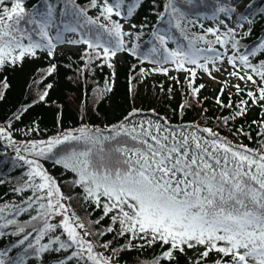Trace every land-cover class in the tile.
<instances>
[{"label": "snow or ice", "instance_id": "1", "mask_svg": "<svg viewBox=\"0 0 264 264\" xmlns=\"http://www.w3.org/2000/svg\"><path fill=\"white\" fill-rule=\"evenodd\" d=\"M25 3L0 0V71L15 67L26 57L36 58L38 52L54 57L62 44L84 45L83 56L89 62L102 59L110 68L118 53L127 52L142 62L159 65L153 71L165 75L172 70L183 72L192 97L199 102L205 85H196L197 70L217 80L214 73L221 68L215 65L227 63L232 69H225L227 75L241 83L230 85L238 104L231 95L222 99L223 86L215 97L219 108L233 110L219 118L221 126L247 117L256 108L259 119H253L249 127L258 125L259 135L264 137V38L248 46L241 44L252 34L255 15L264 17V8L258 13L253 10L255 0H166L162 11L156 12L157 22L163 26L153 29L148 42L151 46L144 52L132 42L140 39L147 25L130 22L144 0H88L86 6L76 0H39L31 9H25ZM90 8L97 9L98 15H89ZM200 9L211 10V15ZM221 14L226 19H220ZM201 15L218 20V24L205 29L199 23ZM233 16L236 27H228L226 20ZM120 20L128 23L127 30ZM245 23L247 31L237 33ZM197 26L203 34L191 31ZM66 33L74 38H66ZM208 34L214 40L206 39ZM170 42L175 47L170 48ZM201 42L208 47H201ZM216 44L224 51L216 49ZM257 57L262 58L253 63ZM167 64L172 68L164 66ZM55 70L52 64L47 74ZM170 78L181 83L176 76ZM220 83L229 86L225 80ZM8 87L7 80L0 79V99ZM47 94L44 91L40 100ZM139 111L133 109L111 127L84 126L31 143L25 149L34 157L48 158L64 145L55 154L54 163L75 174L73 184L81 187L85 199L101 211L91 223L99 225L107 217L110 225L106 230L89 231L79 216L69 214L62 201L70 198L64 197L55 178L37 158L29 159L16 149L17 159L29 168L30 179L14 191L32 190L33 195L23 206L0 207V238L19 237L0 248V264H113L112 255L105 256L96 249L111 248L115 254L153 246L161 252L150 264H264V143L258 149L249 148L212 127H173L167 118H161L163 122L134 121ZM231 135L252 138L243 125ZM0 138L13 142L5 128H0ZM80 141V147L72 143ZM9 207L15 209L10 213L13 217L30 211L36 214L25 225L3 215ZM56 216L61 219L50 222ZM9 226L13 230L4 231ZM108 234H113V239L126 238L128 243L118 248L112 247L111 240L100 244L86 239ZM13 249L19 251L10 255Z\"/></svg>", "mask_w": 264, "mask_h": 264}, {"label": "trees", "instance_id": "2", "mask_svg": "<svg viewBox=\"0 0 264 264\" xmlns=\"http://www.w3.org/2000/svg\"><path fill=\"white\" fill-rule=\"evenodd\" d=\"M7 2L8 0H6ZM38 2L39 0H26L24 7L31 9ZM76 3L86 6L88 0H76ZM164 3L166 0H155V3L153 0H144V3L131 18V23L147 25L142 29L140 39L132 42L133 46L140 45V52L146 51L151 46L148 42L153 29L163 26L158 24L156 12L162 11ZM260 8H264V0H255L253 10L258 13ZM200 11L211 15L209 9H200ZM89 15L94 17L98 15L97 9L90 8ZM113 19L119 18L113 17ZM220 19L226 18L221 14ZM254 20L252 34L241 40L242 45L248 46L253 40L264 38V17L257 14ZM120 22L125 25L124 20H120ZM199 23H202L206 29L215 27L218 20L207 19L201 15ZM226 23L230 27H236V17L233 16L231 20H226ZM247 29L246 27L244 29L237 28V33L246 32ZM220 30L224 32L225 28L220 26ZM191 31L203 34V29H200L199 26L192 28ZM52 34L55 35L54 30ZM69 34L72 35L71 38H74L71 33H66L65 37L68 38ZM34 38L38 39V37ZM237 38L239 39V36ZM206 39L214 40V37L208 34ZM62 46L63 44L58 46L57 54L54 57H49L45 52H38L36 58L26 57L22 63L15 67H6L0 71V79H6L9 85L4 92L3 99H0V128L7 129L13 141L0 138V207L5 205L23 206V202L33 195L32 190L23 193L14 191L30 179L27 175L28 166L17 159V148L20 149V155L27 156L29 159L37 158L25 151L31 143L46 141L61 133L75 131L84 126L90 129L111 127L119 124L124 116L133 109L140 110L138 115L133 118L134 121L167 118L173 127L190 124L212 127L234 142L238 140L249 148L258 149L264 143V137L259 135L261 131L259 126L249 127L253 119H259V109L253 108L247 117L230 120L228 126H221L219 118L229 116L233 110L219 108L215 97L223 86L225 96L222 99L231 95L232 101L235 104L239 103V98L230 85L241 82L234 77L228 75L224 77L223 80L227 81L229 86H224L219 82L216 87L211 88L201 75L203 72L197 70L196 85L201 83L205 85L199 93V102H197V99L191 95L183 72L172 70L168 75H165L162 72L153 71L159 65L148 61L142 62L127 52H123V60L117 56L113 58L111 61L113 67L110 68L102 59L89 62L87 57L83 56L86 47L84 45H78L76 50ZM200 46L208 47L203 42L200 43ZM169 47L172 48L175 45L170 42ZM214 47L219 51H224V47L219 44ZM260 58L262 57H257L253 63H256V60ZM52 64H55L56 70L48 75L47 69ZM164 66L172 68L171 64ZM215 66L221 68L222 64L217 62ZM142 69L146 71L142 73ZM172 76L178 77L181 83L177 84L173 81L170 78ZM49 84L52 86L51 88L47 87ZM169 88L172 89L171 92L168 91ZM44 91H47L48 94L44 100H40ZM213 91L214 96L212 97ZM185 101L188 103L181 109L180 106L185 104ZM25 108L27 111H23ZM17 115H19V119L15 118ZM161 122H163L162 119ZM241 125L246 132L251 134V139L243 135L238 137L231 135L232 131ZM72 143L77 147L83 144L82 141ZM64 147L61 145L54 149L52 153L48 154V158L39 157L37 159L43 168L55 178L64 197L70 198L62 201L69 207V214L74 212L76 216H79L89 231L95 233L106 230L110 225L107 217L99 225L91 223L100 217L101 211L85 199L81 187L73 184L75 174L54 163L57 158L55 154ZM14 211V208H6L3 215L7 218H15L18 223L25 225L29 224L30 216L36 214L35 211H30L13 217L10 213ZM60 219L56 216L50 222H57ZM0 223H3V220H0ZM12 230V226L4 229L6 232ZM17 239L19 237L11 235L0 238V248L10 246ZM86 239L100 244L111 240L112 247L118 248L128 243L126 238L113 239V234L93 235ZM134 243L138 244L139 242ZM18 251L19 249H13L10 255H15ZM96 251L102 252L105 256L112 255L113 264H150L153 258L158 257L161 252L158 246L135 247L121 250L115 254L112 253L111 248L105 250L98 247Z\"/></svg>", "mask_w": 264, "mask_h": 264}, {"label": "rangeland", "instance_id": "3", "mask_svg": "<svg viewBox=\"0 0 264 264\" xmlns=\"http://www.w3.org/2000/svg\"><path fill=\"white\" fill-rule=\"evenodd\" d=\"M71 36L72 35H68V38H71ZM66 46H69L68 44H65ZM71 47V46H70ZM118 57V56H117ZM118 58H120L121 59V56H119ZM225 69H227V71H231L232 69H231V66L230 65H228L227 63H224V64H222V66H221V72H219V73H214L217 77H218V79L217 80H213V79H211L208 75H206L205 73H203L202 75H203V77L205 78V80L207 81V83H208V85H209V87H216L217 86V84L220 82V80L222 79H224V77L227 75V71H225ZM59 217V216H58ZM59 218H61V217H59Z\"/></svg>", "mask_w": 264, "mask_h": 264}]
</instances>
